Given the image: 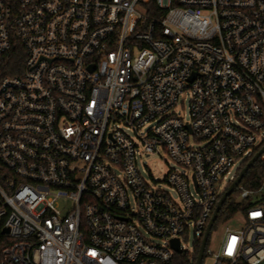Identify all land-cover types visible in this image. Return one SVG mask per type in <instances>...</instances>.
Masks as SVG:
<instances>
[{"label": "built area", "instance_id": "1", "mask_svg": "<svg viewBox=\"0 0 264 264\" xmlns=\"http://www.w3.org/2000/svg\"><path fill=\"white\" fill-rule=\"evenodd\" d=\"M19 43L22 73L0 79V264H172L173 240L193 256L264 147V0H0V59ZM162 153L174 168L145 169L152 186L139 160ZM238 188L246 224L206 246L212 264H264V182Z\"/></svg>", "mask_w": 264, "mask_h": 264}, {"label": "trees", "instance_id": "2", "mask_svg": "<svg viewBox=\"0 0 264 264\" xmlns=\"http://www.w3.org/2000/svg\"><path fill=\"white\" fill-rule=\"evenodd\" d=\"M26 59V52L22 45L17 44L14 48L8 53L5 57L0 59V79L6 76H15L22 73L24 63ZM264 146V142L262 144ZM262 146L257 150V152L262 148ZM250 162L247 161L243 168ZM1 167V166H0ZM242 168V169H243ZM241 169V171H242ZM264 182V163L262 161H257L252 168L245 175L243 181L240 186L246 189L255 190L259 188ZM240 196L239 188L236 189L232 195L226 200L224 206L222 207L216 223H219L220 220H228L239 212H244L248 207H250L251 202L247 200L242 203H237V199ZM260 203L264 202V192L260 197ZM215 223V224H216ZM0 231V239H2L3 235ZM1 241V240H0ZM208 243V242H207ZM2 244L0 243V247ZM201 247V241L196 244L194 249L193 256L188 254L175 255L172 264H196L198 253Z\"/></svg>", "mask_w": 264, "mask_h": 264}, {"label": "rangeland", "instance_id": "3", "mask_svg": "<svg viewBox=\"0 0 264 264\" xmlns=\"http://www.w3.org/2000/svg\"><path fill=\"white\" fill-rule=\"evenodd\" d=\"M142 11V10H141ZM188 99L189 96L183 97L184 106H181L178 108L179 114L182 118H185V120H188ZM149 127H147L148 129ZM242 161H238L235 165L234 172L239 169ZM139 170L142 173L145 181L152 185V181L147 173H144V170L147 169L152 174L154 178H156L158 181L164 182L165 178L167 177L169 171L174 168L173 163L168 158V156L165 153H162L161 156L158 155H143L142 158L139 160ZM226 186V182L223 184V187ZM158 188H161L163 190L167 191V188L161 184L157 186ZM174 195L173 193H171ZM245 220V216L242 212L237 213L233 217H231L228 220H220L219 223H216L214 227L212 228V231L210 233L208 243H207V250L210 251L212 254L218 253L220 246L222 244V240H224V235L226 230H240L243 228ZM184 246L188 247L190 252H193L195 247L193 244V241L190 239L186 242H184ZM187 253V250L184 252ZM189 255V254H188ZM212 258L205 256L202 264H212Z\"/></svg>", "mask_w": 264, "mask_h": 264}, {"label": "water", "instance_id": "4", "mask_svg": "<svg viewBox=\"0 0 264 264\" xmlns=\"http://www.w3.org/2000/svg\"><path fill=\"white\" fill-rule=\"evenodd\" d=\"M264 154V147L256 154V156L253 157V159H251V161L242 169V171L240 172V174L238 175V177L236 178V180L232 183V185L229 187L230 189H228L224 195L221 197L219 203L217 204L218 206L216 207L214 214L209 222V225L207 227V230L205 232L204 238L202 240V244L198 253V257H197V261L196 264H202L204 257H205V250H206V246H207V242L210 236V233L212 231V228L214 227L216 220L218 218V215L222 209V207L224 206L226 200L232 195V193L239 187V185L241 184V182L243 181L245 175L248 173V171L250 170V168H252V166L259 161V158L261 156H263ZM5 233H9L7 229L4 230ZM172 244V248L174 249V251L178 254L181 255L182 254V250H180V242L179 240H173L171 242Z\"/></svg>", "mask_w": 264, "mask_h": 264}]
</instances>
